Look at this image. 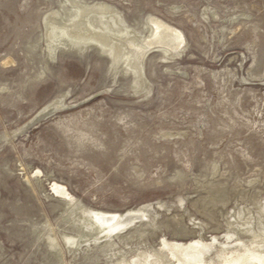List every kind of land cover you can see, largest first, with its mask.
<instances>
[{"label": "rangeland", "instance_id": "obj_1", "mask_svg": "<svg viewBox=\"0 0 264 264\" xmlns=\"http://www.w3.org/2000/svg\"><path fill=\"white\" fill-rule=\"evenodd\" d=\"M104 1L139 39L149 16L185 34L180 55L145 57L150 92L136 93L93 43L48 48L43 15L69 18L68 0H0V264L117 263L108 250L67 246L62 235L79 232L81 214L55 182L107 211L163 200L145 250L202 240L214 243L208 263H219L224 215L264 203V0ZM59 95L65 110L19 130Z\"/></svg>", "mask_w": 264, "mask_h": 264}, {"label": "bare ground", "instance_id": "obj_2", "mask_svg": "<svg viewBox=\"0 0 264 264\" xmlns=\"http://www.w3.org/2000/svg\"><path fill=\"white\" fill-rule=\"evenodd\" d=\"M68 1L74 5L73 11H70L71 14L66 13L69 18L65 19L59 9L51 10L43 15L42 26L44 27V23L43 29L46 30L48 48L53 51L54 46L62 42H68L78 48L90 43L97 45L99 50L109 58L114 69H119L121 66L125 68L138 94L144 90L149 91L143 70L145 57L149 53L159 51L162 54L163 52L165 55L163 58L172 59L183 51L186 42L185 34L160 17H148L149 35L139 39L135 31L126 25L120 10L114 5L104 0ZM68 106L63 95L56 96L40 107L33 115L34 117L32 116L33 118L31 117L19 130L26 131L40 123L42 119L62 109L65 110ZM53 188L55 193L66 200L70 206L69 210H74L72 215L75 212L81 214L73 217L79 232L73 237L62 235L70 248L83 250L97 247L108 250L117 260V263L110 264H165V260H168L170 264L174 261L178 264H209L207 258L214 249V243L202 240L192 241L190 244H170L163 238L162 252L155 249L151 254L145 250V247L149 246L147 241L155 237L156 230L160 226L158 208L163 209L167 206V202L163 200L145 202L122 212L107 211L76 200L64 186L56 182ZM179 201L182 203L184 198H179ZM222 228L226 232L225 237L229 243L222 244V251L218 254L220 262L211 264H264V251H262L264 203L255 208L248 205L233 209L232 212L224 215L222 223L215 229ZM201 229L205 231L206 227L202 226ZM48 240L51 248L62 251L60 241L55 235H49ZM231 241H235L234 245L230 244ZM231 246H234V249L229 251ZM126 249L137 253L132 261L127 260ZM167 250L169 253H166Z\"/></svg>", "mask_w": 264, "mask_h": 264}, {"label": "water", "instance_id": "obj_3", "mask_svg": "<svg viewBox=\"0 0 264 264\" xmlns=\"http://www.w3.org/2000/svg\"><path fill=\"white\" fill-rule=\"evenodd\" d=\"M43 120V119H42Z\"/></svg>", "mask_w": 264, "mask_h": 264}]
</instances>
